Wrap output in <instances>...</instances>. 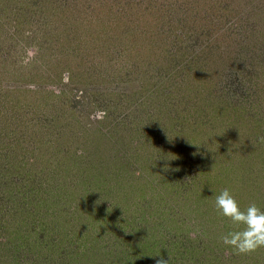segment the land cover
Segmentation results:
<instances>
[{"label":"rangeland","instance_id":"obj_1","mask_svg":"<svg viewBox=\"0 0 264 264\" xmlns=\"http://www.w3.org/2000/svg\"><path fill=\"white\" fill-rule=\"evenodd\" d=\"M113 1L116 0H0V51L10 57V62H15L16 66L11 71L17 69L18 73L21 72L15 76L10 72L16 88L14 92L30 105L28 109L22 108L15 113L21 114L41 131H44V126L64 129L62 133L65 131L66 135H61L60 145L64 153L67 150L64 155L66 163L58 174L60 182H56L50 190L47 184L50 171L47 172L42 164L34 166L38 149L31 150L37 151L34 154H27V173L32 178L29 183L33 190L27 192L24 201L10 203L0 211L4 215L2 221L7 223L5 229L8 234L7 237L1 233L0 264H157L160 258L167 260L168 264H264V248L251 254H236L222 243L223 234L243 228V225H233L215 207V197L222 190L214 192L207 187L192 191L187 194L188 200L179 203L177 196L166 189L169 194L167 204L175 206L177 213L166 221H157L158 211L169 208L166 205L158 210L159 206L154 203L158 193L155 192L152 197L149 190L144 194L142 189L131 187L132 183L139 185L132 174L126 186L117 189V184H108L103 172L87 167L89 161L93 166L97 164L100 167L101 161L106 162L105 156H117L118 153L122 156L125 151L127 163H132L133 171L139 173L142 170L145 173L146 168L138 160L140 156H133L129 145L136 150L142 147L140 153L148 152V149L153 162L163 158L166 162H176L186 156L208 158L207 139L215 134V130L205 135L201 131L196 141L195 136L200 130L195 131L190 123L185 136L177 137L173 129L174 120L169 115L163 123L166 134L164 147L157 152L154 150L150 138L155 135L154 131L142 129L149 120L143 100L147 98L146 89L151 86L157 88L164 81L159 82L156 78L157 68L155 71L150 68V72L143 77L141 74L144 71L141 72L140 77L133 64L140 57L145 63L148 59L152 63L157 62V54L161 51L158 40L153 39L156 37L153 31L158 29L154 23L151 24L153 20L148 25L145 23L150 28L143 31L150 32L143 37L144 41L140 38L135 42L128 41L126 48L130 49H126L122 57L109 62L107 50L103 47L106 48V38L111 35L107 32L114 27L108 17L112 11L109 4ZM131 1L133 16L144 12V6L150 2L141 0L143 5L139 7L133 3L135 0ZM151 2L160 3L158 13L154 9L152 11L154 16L161 14V10L163 13L168 7H175L177 2L194 7L193 13L199 17L206 9V2L199 6L195 0ZM117 15L114 13L113 17ZM103 22L105 29L102 30ZM189 25V32L195 26L203 27L199 20ZM149 55L151 58L147 57ZM140 64L146 71L147 64ZM197 78L202 79V72ZM143 83L145 92L142 90ZM258 101H264L262 90L258 92ZM0 107L4 110V104ZM242 111L245 110L239 111L240 118L244 116ZM155 122L162 121L157 119ZM249 125L252 137L255 131L264 129V126L252 129L259 125L257 121ZM225 133L235 140L234 130L227 128ZM21 137L19 133L17 138ZM48 137L55 140L50 134ZM116 139L120 143L124 139V146L115 142ZM126 145L128 147L124 148ZM137 145H140L138 149ZM35 147L38 148L37 145ZM45 147L42 146L41 150L46 153V161L48 157L55 161V148ZM237 147L235 163L238 166L230 179L233 185L230 191L242 209L255 203L264 210V144L263 151H258L257 155L249 146L239 143ZM199 148L203 150L198 156ZM224 158L227 159V156ZM0 159L5 162L6 156L0 154ZM243 167L247 170L243 171ZM101 175L105 184L101 187L105 190L99 187L95 190L93 195L97 194L102 200V204L96 205L89 202L92 196L88 193L93 186L85 181L89 178L88 181L95 182ZM0 183V189L6 191V199L9 196L7 191L15 182L0 173ZM85 185L91 189L86 191ZM112 188L113 192L108 195ZM149 197H152L151 201ZM144 198L146 201H143ZM104 202L105 207L109 205L110 209L109 218H105L107 221H90L88 217L92 215L97 220L102 218ZM9 208L11 210L7 211ZM26 209L28 212L24 213ZM139 214L145 215L143 221H135Z\"/></svg>","mask_w":264,"mask_h":264},{"label":"trees","instance_id":"obj_2","mask_svg":"<svg viewBox=\"0 0 264 264\" xmlns=\"http://www.w3.org/2000/svg\"><path fill=\"white\" fill-rule=\"evenodd\" d=\"M149 1V5L144 6V12L135 16L131 15V0H116L109 4L112 11L109 10L108 17L114 27H110V32H107L111 35L106 38L108 44L105 43L106 48L103 47V49L107 50L109 62L114 58L122 57L126 53V49H130L126 48L128 41L135 42L149 34L150 31L144 32L143 30H148L150 25L145 26V23L148 25L153 20L151 24L154 23L158 29L157 32L153 31V36H156L153 39L158 40V49L161 51L159 55L157 54V62L152 63L148 59L145 63V60H142L143 57H140L133 66L139 76L144 71V74H141L142 77L150 72V68L151 71H155L157 68L156 78L159 82H164L157 88L151 86L150 89H146V92L144 91L145 84H142V90L147 96L143 100V105L146 104L145 110L149 117L147 126L142 129L154 131L155 135L150 138L156 152L164 147L166 134L165 131L163 132V123L166 116L170 115L174 120L173 129L176 130L175 136L177 137L185 136L190 123L195 131L200 130L195 136L196 141L201 131L205 135L215 130L214 136L207 139L208 158L186 156L179 158L176 162L175 160L166 162V158L155 159L153 162V158L149 157L148 149V152L140 153L139 151L142 149L140 145H137V149L140 148L136 150L128 144L133 156H140L138 160L142 167L146 168V170L144 169L145 173L142 170L139 173L137 170L133 171L132 163L129 161L127 163L128 158L125 151L122 156L119 153L117 156H105L106 162L101 161L100 167L97 164L93 166L90 161L87 167L103 172L102 175L106 177V180L108 179V184H117V189H121L122 185L126 186L127 179L132 174L134 179L139 181V185L132 183L131 187L142 189L144 194H147V190H149L152 197L155 192L158 193L157 201L154 203L159 206V210L161 206L169 205L166 200L169 195L168 192L166 193V189L177 196L179 203L188 200V193L197 192L202 188L210 187L214 192H220L225 187L231 190L233 185L230 183V179L236 173L234 168L238 166L235 163V157L239 143L245 147L249 146L255 155L259 153L258 151H263L264 129L260 128L255 131L254 137H252V131L249 133L251 129L249 124L254 121L259 123L252 129L264 126V101H258L259 90L264 92V0H195L199 6L206 2L205 5L203 4L206 9L201 12V17L193 13L195 8H190L192 6L188 3L178 2L174 4L175 7H168L163 13L161 10V14L154 16L152 11L153 9L156 12L159 11L160 3L155 4L151 2L152 0ZM141 2V0L133 1L139 7L143 5ZM114 13H118L115 18L113 17ZM237 18L241 20V23ZM195 20L202 22L203 27L195 26V29L189 32L191 28L189 23L194 24ZM119 23H121L120 26ZM125 24H127L126 27ZM104 25L105 22H103L102 30L105 29ZM112 33L116 35H112ZM148 52L150 51L148 50ZM147 57L151 58L150 55ZM140 63L147 64L146 71L142 69ZM15 66V62H10V57L0 51V104H4L5 107H3L4 110L0 107V154L6 156L5 162L0 159V173H4L12 179V182H15L11 190L7 191L9 196L6 199L5 189L3 191L0 189V211L7 208L10 203L19 204V201H24L27 192L33 190V186L29 183V179L32 178H29L27 173L29 163L25 159L28 157V153L37 152H31V150L38 149L37 161L34 166L42 164L47 172L50 171L48 172L49 179H47L49 190L57 184L56 182H60L57 180L59 179L58 174L67 160L64 156L67 150L65 149L64 153L63 146L60 145L62 143L61 135H66L65 131L62 133L64 129L44 126V132L35 124L25 120L21 114L15 113L22 108L28 109L30 106L25 104V101L14 92L16 88L12 83L10 72L14 76L21 73H18L17 69L11 71ZM199 72H202V79L197 78ZM240 110H245L242 111L244 115L242 118L239 116ZM157 119L162 122L156 124L155 120L157 121ZM154 126L155 128H153ZM227 128L235 131V140L227 137V133H225ZM19 133L21 138H17ZM49 134L55 140L48 137ZM115 142L120 143V140L116 139ZM123 142L120 143L122 147L124 146ZM45 145L48 148H55L56 154L55 161L52 160V157H48V164L46 153L41 150ZM128 145L124 148H127ZM202 150L203 148H199L198 156L201 155ZM15 153L17 154L15 155ZM224 156H227V159ZM169 157L177 158V156ZM242 170L246 171L247 167H243ZM92 174V177L95 178V174ZM102 175L95 182L88 181L89 178L85 181L93 186L91 189L90 186L85 185L87 187L85 190L91 189L88 194L92 196V200L89 202H94L96 205L102 204L98 195H93L98 187L101 190L104 189L101 187V184L105 185ZM152 177L155 178L150 179ZM142 179L144 182H141ZM156 187L163 190L159 192ZM43 189L41 187V191ZM101 190L100 193H103ZM113 190V188L109 189L108 195ZM17 195H19L18 198ZM152 197H149L148 200L151 201ZM32 198L34 199L33 195ZM143 201L146 199L144 198ZM25 202L21 203V206H24ZM104 204L105 202L102 207V218L97 220L92 215L88 217L90 221H107L105 218H109L110 209L108 211L109 205L105 207ZM10 208L7 211L11 210ZM27 212L28 209L24 211V213ZM158 212L160 214L157 221H166L170 216H174L177 210L175 206L169 205L166 211L162 208V211ZM138 216L140 218H136L135 221H143L145 218L144 214ZM3 217L4 215L0 212V237L1 233L8 237L5 229L7 223L2 221ZM84 218L80 220L84 221Z\"/></svg>","mask_w":264,"mask_h":264},{"label":"clouds","instance_id":"obj_3","mask_svg":"<svg viewBox=\"0 0 264 264\" xmlns=\"http://www.w3.org/2000/svg\"><path fill=\"white\" fill-rule=\"evenodd\" d=\"M215 207L233 225H243V228L221 236L224 245L231 247L236 254H251L264 248V210L255 203L242 209L239 201L228 188L223 189L215 197ZM157 264H168V262L160 258Z\"/></svg>","mask_w":264,"mask_h":264}]
</instances>
